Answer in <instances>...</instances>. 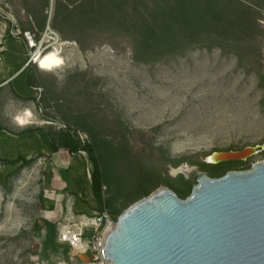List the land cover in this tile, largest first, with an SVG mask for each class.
I'll return each instance as SVG.
<instances>
[{"label": "rangeland", "instance_id": "374dc122", "mask_svg": "<svg viewBox=\"0 0 264 264\" xmlns=\"http://www.w3.org/2000/svg\"><path fill=\"white\" fill-rule=\"evenodd\" d=\"M10 1L21 28H29L30 16L38 24L44 0ZM242 2L257 13L253 30L228 39L204 34L197 45L149 64L134 59L122 35L102 34L98 44L85 50L61 37L64 43L57 48L64 65L53 71L36 66L44 88V115L86 132L90 142V133L80 124L106 140L115 152L110 165L128 190L135 187L137 167L162 172L166 179L159 189L168 187V178L184 176L174 170L185 164L195 166L186 179L206 172L199 165L174 166L173 161H204L213 151L262 145L264 9L251 0ZM55 3L47 13L53 14ZM32 7L38 11L29 12ZM81 155L87 158L86 152ZM263 160L264 151L240 166L246 169ZM46 163L42 159L38 167L31 165L0 185V264L62 260L60 253L47 258L36 247L38 195L43 185L48 190ZM68 256L66 264H94L71 248Z\"/></svg>", "mask_w": 264, "mask_h": 264}, {"label": "trees", "instance_id": "16d2710c", "mask_svg": "<svg viewBox=\"0 0 264 264\" xmlns=\"http://www.w3.org/2000/svg\"><path fill=\"white\" fill-rule=\"evenodd\" d=\"M251 3L264 9V0H251ZM50 5L51 0H44L39 7L38 24L30 19L29 28L22 29L31 30L38 39L45 29ZM37 11L35 7L29 8V12ZM256 15V11L242 0H56L51 25L61 37L76 41L84 50L98 44L96 40L102 34L125 36L130 42L134 59L149 64L197 45L204 34L222 39H228L230 35L239 37L250 28L253 30ZM80 125L90 133L91 142L82 144L70 131H59L55 137L57 147H54L74 160V164L72 161L66 172L60 174L72 184L71 193L75 195L76 203L79 200L96 213L106 207L118 219L129 206L152 194L166 179L156 169L137 167L134 172L135 187L126 189V182L116 178L110 165L115 154L112 146L98 138L87 126ZM82 150L87 153V158L81 155ZM16 162H22L20 167L29 163L21 159ZM182 162L199 165L210 177L250 168L240 166L247 161L213 164L187 157L173 161V165L179 166ZM196 177L186 179L181 175L177 180L168 178L165 183L180 198L185 199L197 183ZM40 199H43V193ZM51 216L50 212L43 210L42 225L34 224V229L38 228L42 233L36 236L39 240L36 247L47 258L50 253H62L67 260L70 247L58 242L59 220L52 221L49 219Z\"/></svg>", "mask_w": 264, "mask_h": 264}, {"label": "water", "instance_id": "95a60500", "mask_svg": "<svg viewBox=\"0 0 264 264\" xmlns=\"http://www.w3.org/2000/svg\"><path fill=\"white\" fill-rule=\"evenodd\" d=\"M261 148L264 144L213 151L204 161H246ZM212 156L215 161H208ZM196 182L185 199L163 187L129 206L107 236L105 259L112 264H264V160L220 177L200 172Z\"/></svg>", "mask_w": 264, "mask_h": 264}, {"label": "crops", "instance_id": "0c3cea01", "mask_svg": "<svg viewBox=\"0 0 264 264\" xmlns=\"http://www.w3.org/2000/svg\"><path fill=\"white\" fill-rule=\"evenodd\" d=\"M5 42L7 49L0 61V165L3 166L0 169V185L7 184L11 178L31 165L38 167L40 160L46 159L48 190L44 185L40 189L36 205L38 219L35 223L37 226L42 225L44 210L52 214L50 220H59V229L62 224L76 217L96 212L79 200L76 203V197L71 193L72 184L70 181L66 182L60 174L66 172L72 161L74 164V160L64 156L61 149H54L57 147V132L68 130L48 123V120L54 118L45 116L38 110L33 87L41 85L38 76L40 71L32 64L27 65L26 42L9 36ZM27 112H31V115ZM19 116L26 117L28 123L21 124L17 119ZM17 159L27 160L29 163L20 167L22 162H16ZM86 210L87 213L82 212ZM34 230L38 234L36 236H41L40 229ZM60 255L59 260H62L58 264H66L64 255Z\"/></svg>", "mask_w": 264, "mask_h": 264}, {"label": "built area", "instance_id": "2783aa9c", "mask_svg": "<svg viewBox=\"0 0 264 264\" xmlns=\"http://www.w3.org/2000/svg\"><path fill=\"white\" fill-rule=\"evenodd\" d=\"M52 10L48 13V20L45 29L37 39L35 33L31 30H23L20 23L13 13L10 0H0V61L2 54L6 51V38L13 37L23 39L28 48L27 65L39 66L37 57L42 55L50 48L62 45L64 41L60 34L52 27ZM30 19H32L30 17ZM35 102L40 113H44L46 108L42 104L44 97V88L42 85L33 87ZM48 123L55 125L60 129L70 131L82 144L90 142L89 135L80 130L71 127L68 123L48 120ZM81 153H85L81 151ZM105 188V187H104ZM117 219L105 207L101 212L93 216L81 215L62 224L58 229V242L67 244L69 247L81 254H85L94 264H112L105 259L103 247L105 246L108 234L115 228Z\"/></svg>", "mask_w": 264, "mask_h": 264}, {"label": "bare ground", "instance_id": "6f19581e", "mask_svg": "<svg viewBox=\"0 0 264 264\" xmlns=\"http://www.w3.org/2000/svg\"><path fill=\"white\" fill-rule=\"evenodd\" d=\"M58 46L54 47V48H50L47 51H45L44 53H42V55H40L39 57H37V62L39 61V68L43 69V70H47V71H53L57 68H60L64 65L65 60L63 58V56L61 55V52L58 50L57 48ZM28 115H31V112H27ZM18 121L21 124H25L28 123V119L26 117L23 116H19ZM208 161L214 162L215 158L212 156L208 159ZM195 166H190L188 164H185L183 166H180L179 168L174 170V174H178V173H183L184 174H188L191 173L195 168Z\"/></svg>", "mask_w": 264, "mask_h": 264}, {"label": "flooded vegetation", "instance_id": "af4514ba", "mask_svg": "<svg viewBox=\"0 0 264 264\" xmlns=\"http://www.w3.org/2000/svg\"><path fill=\"white\" fill-rule=\"evenodd\" d=\"M263 144H264V143H263ZM263 144H262V145H263ZM262 151H264V148H261V149H260V152H262Z\"/></svg>", "mask_w": 264, "mask_h": 264}]
</instances>
